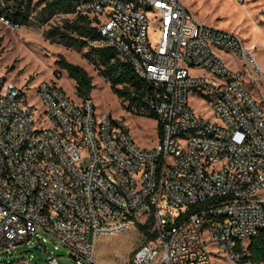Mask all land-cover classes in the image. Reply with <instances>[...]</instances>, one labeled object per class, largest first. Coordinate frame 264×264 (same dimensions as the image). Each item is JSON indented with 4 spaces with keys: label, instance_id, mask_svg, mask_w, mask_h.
Listing matches in <instances>:
<instances>
[{
    "label": "built area",
    "instance_id": "built-area-1",
    "mask_svg": "<svg viewBox=\"0 0 264 264\" xmlns=\"http://www.w3.org/2000/svg\"><path fill=\"white\" fill-rule=\"evenodd\" d=\"M16 1L0 0V23L14 30ZM78 15L101 36L92 45L113 48L150 87L120 102L128 114L153 112L159 141L140 146L122 119L55 80L27 92L0 74V264H38L28 253L2 260L35 240L99 264L100 236L151 218L154 237L127 264H213L210 246L237 260L238 245L264 229V96L246 86L263 79L259 45L181 0H77L65 16ZM50 253L47 264H61Z\"/></svg>",
    "mask_w": 264,
    "mask_h": 264
},
{
    "label": "rangeland",
    "instance_id": "rangeland-1",
    "mask_svg": "<svg viewBox=\"0 0 264 264\" xmlns=\"http://www.w3.org/2000/svg\"><path fill=\"white\" fill-rule=\"evenodd\" d=\"M38 0H33L34 10L31 18L23 23L20 29H11L0 23V74L7 79L23 86L28 83L25 91L45 80H55L67 93L77 100L74 81L60 69L58 60L64 57L67 61L84 68L92 77L95 89L91 98L97 113H107L113 118H119L127 125L133 139L142 147L152 148L159 141V128L156 119L128 114L123 108L118 96L110 88V84L100 75V70L85 57L87 49L77 50L68 47L56 38L48 35L52 27L61 26L70 20L63 14H56L47 22L42 23L37 18L36 6ZM203 23L237 33L246 42L259 45L256 59L263 72L259 88L246 81L255 98L262 100L264 96V0H181ZM225 60L228 55L222 54ZM197 72V71H195ZM189 103L194 112L201 116L211 117L204 107L205 99L190 97ZM168 218H170L168 216ZM42 241L35 240L32 247L20 245L16 250L9 251L2 260L12 262L28 253L33 255L38 264H47L46 259L54 252L61 264H76L74 259L65 253L54 250L51 242L43 243L44 248L35 249ZM138 227L112 235H102L97 240L96 257L99 264H127L133 252L143 243ZM246 243L244 248H246ZM213 264H238L237 260L228 259L225 253L219 254L216 246H210Z\"/></svg>",
    "mask_w": 264,
    "mask_h": 264
},
{
    "label": "trees",
    "instance_id": "trees-1",
    "mask_svg": "<svg viewBox=\"0 0 264 264\" xmlns=\"http://www.w3.org/2000/svg\"><path fill=\"white\" fill-rule=\"evenodd\" d=\"M77 0H38L35 4L40 6L36 16L42 23L47 22L56 14H72ZM33 0H17L13 18L26 23L28 15L34 10ZM48 35L58 39L64 45L77 50L87 49L85 57L100 70V75L110 84L112 91L121 102L126 100L136 101L140 95L148 92L150 87L145 81L134 74L132 67L121 60L117 52L110 47H95L92 45L101 39L97 28L92 25V20L84 15H78L66 20L61 26L52 27ZM58 66L64 70L68 77L75 83V92L79 99L91 98L95 89L93 77L82 67L60 57ZM123 105V103H121ZM145 116L156 119L153 112ZM159 133H160V127ZM153 226L152 218L145 224H138V231L143 241L154 237L150 231ZM244 248L237 247L238 264H264V229L250 239Z\"/></svg>",
    "mask_w": 264,
    "mask_h": 264
},
{
    "label": "water",
    "instance_id": "water-1",
    "mask_svg": "<svg viewBox=\"0 0 264 264\" xmlns=\"http://www.w3.org/2000/svg\"><path fill=\"white\" fill-rule=\"evenodd\" d=\"M35 249H37V248L35 247Z\"/></svg>",
    "mask_w": 264,
    "mask_h": 264
},
{
    "label": "crops",
    "instance_id": "crops-1",
    "mask_svg": "<svg viewBox=\"0 0 264 264\" xmlns=\"http://www.w3.org/2000/svg\"><path fill=\"white\" fill-rule=\"evenodd\" d=\"M75 84V83H74Z\"/></svg>",
    "mask_w": 264,
    "mask_h": 264
}]
</instances>
